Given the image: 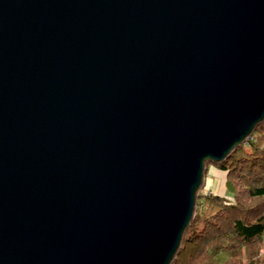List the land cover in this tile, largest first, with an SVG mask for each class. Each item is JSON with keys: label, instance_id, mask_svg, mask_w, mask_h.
<instances>
[{"label": "water", "instance_id": "95a60500", "mask_svg": "<svg viewBox=\"0 0 264 264\" xmlns=\"http://www.w3.org/2000/svg\"><path fill=\"white\" fill-rule=\"evenodd\" d=\"M263 120L264 0H0V264H170Z\"/></svg>", "mask_w": 264, "mask_h": 264}, {"label": "trees", "instance_id": "16d2710c", "mask_svg": "<svg viewBox=\"0 0 264 264\" xmlns=\"http://www.w3.org/2000/svg\"><path fill=\"white\" fill-rule=\"evenodd\" d=\"M211 163L225 174L221 196L201 191ZM170 264H264V120L221 162H205Z\"/></svg>", "mask_w": 264, "mask_h": 264}, {"label": "rangeland", "instance_id": "374dc122", "mask_svg": "<svg viewBox=\"0 0 264 264\" xmlns=\"http://www.w3.org/2000/svg\"><path fill=\"white\" fill-rule=\"evenodd\" d=\"M205 178L202 184V192L214 195H222L224 189L225 174L220 171L216 164H207L205 167Z\"/></svg>", "mask_w": 264, "mask_h": 264}]
</instances>
